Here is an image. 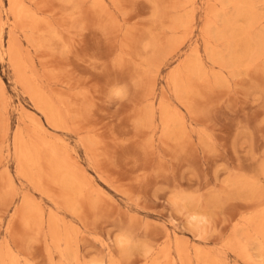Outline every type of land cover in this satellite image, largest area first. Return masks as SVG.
<instances>
[{
    "label": "rangeland",
    "instance_id": "rangeland-1",
    "mask_svg": "<svg viewBox=\"0 0 264 264\" xmlns=\"http://www.w3.org/2000/svg\"><path fill=\"white\" fill-rule=\"evenodd\" d=\"M167 263L264 264V0H0V264Z\"/></svg>",
    "mask_w": 264,
    "mask_h": 264
},
{
    "label": "bare ground",
    "instance_id": "bare-ground-1",
    "mask_svg": "<svg viewBox=\"0 0 264 264\" xmlns=\"http://www.w3.org/2000/svg\"><path fill=\"white\" fill-rule=\"evenodd\" d=\"M231 2V1H230ZM241 2V4L243 5V3H242V1H240ZM246 6V5H245ZM19 9H21V6L19 7ZM19 9H18V11H19ZM23 12V11H22ZM19 13V12H18ZM238 18V17H237ZM239 21V20H238ZM244 30V29H243ZM3 33V32H2ZM244 35V34H243ZM246 37V36H245ZM247 40V39H246ZM253 40V39H252ZM259 41V40H258ZM251 49H252V47H251ZM4 50V49H3ZM254 51V50H253ZM6 57V56H5ZM199 70V69H198ZM186 91V90H185ZM52 102H53V100H52ZM54 104V103H53ZM60 113V112H59ZM165 116V115H164ZM61 117V116H60ZM147 119H148V117H147ZM59 123V122H58ZM172 124H174V123H172ZM169 125V124H168ZM41 126V125H40ZM167 127H170V126H167ZM16 139V138H15ZM21 140V139H20ZM15 142H17V141H15ZM37 143V142H36ZM46 143H48V142H46ZM20 146V145H19ZM17 149V148H16ZM44 149V148H43ZM21 151H23V150H21ZM39 153V152H38ZM44 154V153H43ZM17 155V154H16ZM45 156V155H44ZM54 156V155H53ZM20 157H22V156H20ZM29 160V159H28ZM23 161V160H22ZM30 161V160H29ZM31 163V162H30ZM54 165V164H53ZM56 165V164H55ZM24 167V166H23ZM71 173V172H70ZM73 176V175H72ZM67 178V177H66ZM67 180V179H66ZM68 181V180H67ZM74 182V181H73ZM72 182V183H73ZM73 185V184H72ZM74 187L75 186H77L78 187V185H76L75 184V182H74V185H73ZM77 187H75V188H77ZM37 188V187H36ZM78 189H79V187H78ZM69 194V193H68ZM69 196V195H68ZM28 212V211H27ZM34 213V212H33ZM196 217H197V215H196ZM29 218V217H28ZM198 218V217H197ZM71 226V225H70ZM56 230V229H55ZM69 234V233H68ZM70 235V234H69ZM71 243V242H70ZM126 243H127V241H126V239L125 238H121L120 239V241H119V244H120V246L121 247H125V245H126ZM181 243V242H180ZM68 244V243H67ZM10 246V245H9ZM231 247V246H230ZM233 249V248H232ZM2 253V252H1ZM7 253V252H6ZM205 254V253H204ZM239 255V254H238ZM185 256V255H184ZM211 257V256H210ZM175 259V258H174ZM7 263V262H6ZM169 263V262H168ZM167 263V264H168ZM182 263H183V261H182ZM186 263V262H185ZM209 263V262H208Z\"/></svg>",
    "mask_w": 264,
    "mask_h": 264
}]
</instances>
